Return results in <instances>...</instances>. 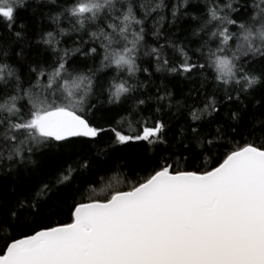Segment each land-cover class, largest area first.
<instances>
[{"label": "snow or ice", "instance_id": "6c2138e0", "mask_svg": "<svg viewBox=\"0 0 264 264\" xmlns=\"http://www.w3.org/2000/svg\"><path fill=\"white\" fill-rule=\"evenodd\" d=\"M165 9L175 31H162ZM153 66L203 97L177 102L193 122L179 138L168 84L134 95ZM92 144L107 159L73 152ZM53 148L69 159L41 171ZM120 162L135 179L81 191ZM12 169L41 178L0 192V227L16 232L0 264H264V0H0V171Z\"/></svg>", "mask_w": 264, "mask_h": 264}, {"label": "trees", "instance_id": "16d2710c", "mask_svg": "<svg viewBox=\"0 0 264 264\" xmlns=\"http://www.w3.org/2000/svg\"><path fill=\"white\" fill-rule=\"evenodd\" d=\"M145 2L152 3L153 0H145ZM175 2L176 0H165V3H175ZM48 7L53 10V14L56 11L60 10L56 5H49ZM45 11H47V9H45ZM164 14L166 15V19L161 22L163 25L162 31L164 32L175 31V29H169V22L171 21L170 11L168 9H165ZM30 16H31L30 13H25V12L20 13V17L25 19L26 21L30 19ZM156 19L158 20L159 17H156ZM40 23L43 24L46 30L52 29V25L49 20L45 19L43 22H40L38 20L37 24L39 25ZM153 23L154 21L149 20L148 21L149 27H151ZM178 23L183 24L184 21L181 20ZM61 27L70 28V25L68 24L66 19L62 18ZM57 38L61 39L62 41H68V44L70 45L72 40L78 39V36L77 34L72 33L70 36H66V37L57 36ZM87 38L88 37L85 36V39ZM149 39H151V37H149ZM161 43H163V40H161ZM171 55H172V50L169 49L170 58H171ZM138 63L140 64L141 68L148 66L147 64L140 63L139 61ZM97 64H98V61H97ZM84 70L87 71L86 68ZM150 71L153 73L152 76H146V74L143 73L142 71L137 73V80L142 81L145 84V87L141 88L137 93H134V95H139L141 98L147 100L148 95L157 94L156 87L153 86L152 81H154L156 85H160L162 83L168 84V90L172 92L171 103L173 107L168 108L169 101L167 100L161 101L160 103H161V107L164 109L165 122H167L171 118L172 123L175 125V127L171 131L175 132L176 136L179 138L182 132V126L185 124V120H187L188 123H193V122L189 115L188 108L181 107L179 111H177V107H176L177 102H180L181 105L192 106L193 104H195V105H198L199 107H203V103L201 102L203 100V97L201 96L200 98L195 99V100L188 99V91L192 87V84H190L188 81L183 80V78L179 75L173 76L167 73H164V74L157 73L155 72L154 66L150 68ZM137 80H130L129 82L135 83L137 82ZM149 89H151L150 92H149ZM158 94L160 95L164 94L163 89ZM193 96H195V93H193ZM106 97H107V93L105 92L104 94L105 101H106ZM149 105L152 107V111H155V101H149ZM171 114H175V115L172 116ZM119 115L127 116L128 113L121 112ZM118 118L119 116H117V119ZM207 119H208L207 117H203L200 121H197L196 123L202 124L205 127H207ZM124 127L125 128L127 127V121H125ZM216 127L217 125L215 123L212 124L211 130L215 132ZM120 147L124 148L125 152H127L128 154H132L138 150L136 143H133L127 147L125 146H120ZM81 151L89 152L91 158L93 159H101V160L107 159V157L103 156L102 154L104 151L103 144H92V145H89L87 148H81L80 146H77L73 150L74 153H79ZM68 152H69L68 149L53 148V149L46 150L43 154H37L36 159L40 161L41 171L47 172L50 170H54L55 167L59 165H62L65 162V160L69 159ZM130 162L131 161H129V163ZM184 163H187V161H184L183 157H181V164L183 165ZM198 163L200 164L201 167H204L206 165L207 161L205 158V154L201 155ZM68 174L69 176L72 175L71 170H69ZM113 175H116L117 178L121 180L124 184H126L129 180L136 178L130 173L129 168L123 162H120L118 173L113 172V171H108L104 173L103 183L101 182V176L97 175L95 177V183L91 185H83L81 187V191L84 192L85 195H92L97 198L102 197L103 193H101L100 189L103 187L104 184L108 182V180ZM33 176H35L36 179L41 178L39 172H34L31 175H29L28 173L22 172L21 177H18L15 169H12L10 171H0V192L8 194L12 191L13 186H15L16 188L20 187V184H19L20 178H23L25 180H31ZM79 180H80L79 175H77L76 177H73V187L75 186L76 183L79 182ZM120 186H123V184ZM90 188H94L95 192L94 193L89 192L88 189ZM69 196H71V193L69 194ZM69 203H71L70 198H69ZM22 218H23V214H22ZM8 231H12V234L16 235L15 231L13 230H8ZM8 231H6L3 227H0V249H3L5 247L6 242L9 240Z\"/></svg>", "mask_w": 264, "mask_h": 264}]
</instances>
